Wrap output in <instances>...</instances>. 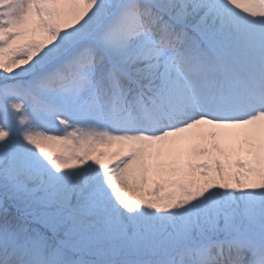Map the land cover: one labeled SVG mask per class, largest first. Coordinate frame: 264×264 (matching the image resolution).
Instances as JSON below:
<instances>
[{"label": "snow or ice", "instance_id": "snow-or-ice-1", "mask_svg": "<svg viewBox=\"0 0 264 264\" xmlns=\"http://www.w3.org/2000/svg\"><path fill=\"white\" fill-rule=\"evenodd\" d=\"M0 264H264V0H0Z\"/></svg>", "mask_w": 264, "mask_h": 264}]
</instances>
